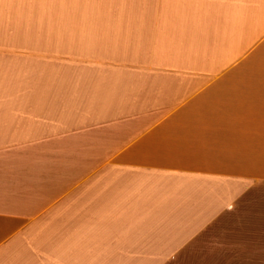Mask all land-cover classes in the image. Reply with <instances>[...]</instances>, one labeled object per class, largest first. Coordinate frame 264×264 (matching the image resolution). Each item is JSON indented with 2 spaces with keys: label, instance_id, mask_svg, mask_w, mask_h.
<instances>
[{
  "label": "crops",
  "instance_id": "crops-1",
  "mask_svg": "<svg viewBox=\"0 0 264 264\" xmlns=\"http://www.w3.org/2000/svg\"><path fill=\"white\" fill-rule=\"evenodd\" d=\"M264 0H0V264H264Z\"/></svg>",
  "mask_w": 264,
  "mask_h": 264
},
{
  "label": "rangeland",
  "instance_id": "rangeland-1",
  "mask_svg": "<svg viewBox=\"0 0 264 264\" xmlns=\"http://www.w3.org/2000/svg\"><path fill=\"white\" fill-rule=\"evenodd\" d=\"M247 202V207H264V192L260 193L258 197L249 198Z\"/></svg>",
  "mask_w": 264,
  "mask_h": 264
}]
</instances>
